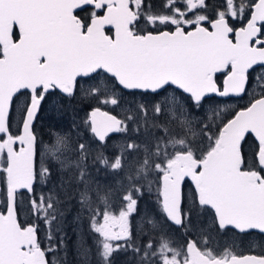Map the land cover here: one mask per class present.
<instances>
[{
    "label": "snow or ice",
    "instance_id": "obj_1",
    "mask_svg": "<svg viewBox=\"0 0 264 264\" xmlns=\"http://www.w3.org/2000/svg\"><path fill=\"white\" fill-rule=\"evenodd\" d=\"M77 10H87L88 15L81 17ZM234 20L246 23L237 28ZM79 78L104 82L103 89L85 93L98 104L118 106L116 90L151 92L161 98L155 101V117L164 113L170 87L182 101L179 117L169 109L181 131L170 133L167 125H157L167 138H157L154 150L144 146L143 163L120 193L118 216L109 210L113 193L99 197L105 204L102 211H92L87 194H81L91 212V228L99 236L97 264H113L112 253L128 249L137 254L139 264H264V249L237 255L226 247L218 254L208 246V237L202 245L189 238L184 251L162 233L157 247L152 236L160 225L149 214L139 225L147 243L138 245L130 225L143 194L136 181L154 164L160 181L159 212L166 222L187 234L193 212L207 213L220 233L264 236V0H223L212 16L206 0H164L160 12H153L144 0H0V264H56L49 253L58 246L42 248L38 225L52 228L61 214L59 198L54 189L46 196L42 188L37 195L36 185L46 186L52 179L49 157L61 173L74 165L87 184L83 162L88 145L80 142L78 158L68 162L48 144L40 149L33 122L50 97H73ZM250 85L259 94L222 122L215 134L204 125L201 142L206 137L209 144L197 156L187 135L193 110L198 113L212 94L242 98L250 94ZM13 107L21 113L16 134L11 131ZM139 108L146 116L145 105ZM84 123L101 144L110 133L128 131L125 120L100 107L93 108ZM55 135L56 144L67 149V137ZM249 139L255 150L246 160ZM126 147L137 150L140 145L129 142ZM97 159L113 170L123 168L122 156L110 165L102 154ZM186 180L194 186L187 208L182 192ZM18 201L35 217L26 226L18 219ZM82 254L87 259L90 253L85 249Z\"/></svg>",
    "mask_w": 264,
    "mask_h": 264
},
{
    "label": "trees",
    "instance_id": "obj_2",
    "mask_svg": "<svg viewBox=\"0 0 264 264\" xmlns=\"http://www.w3.org/2000/svg\"><path fill=\"white\" fill-rule=\"evenodd\" d=\"M86 82L93 81L86 78H81L78 80L75 95L71 98L60 95L50 97L38 111L33 123L34 134L37 137V144L40 146V148L43 143H52L54 141V136L56 133H59L62 136H66L68 142L71 143V145L76 149V153L72 152L74 159L78 158V144L80 142H83L88 145V155L86 160L83 162L86 166V175L84 180L87 181V184H85L83 181H80L79 170L74 165H70L61 173L57 161L52 160L50 157L49 162L52 167V179L47 183L46 186H42L39 183H37L36 185L37 195L40 194L42 188L46 196L48 194V189H54L55 194L59 198V208L61 214L54 222L52 228L49 230L48 228H46L43 222L39 223L38 225V236L42 248L47 250L50 246H58L56 252L49 253V260H54L56 264H97V240L99 239V236L91 228V212L89 211V206L85 205L82 202L81 194H87L92 211H96L97 209L102 211L105 208V204L100 200L99 197L104 195L106 192L109 193V191L107 190L108 188H111V184L114 182L119 184H121L122 182H127L129 184V178L123 179V176L132 175L134 177L137 168L143 163V160L145 158V152L143 148L142 158H140V161L138 163H136V161H133V163L129 167H127L126 160L122 159L123 168L120 170H113L110 166L102 164L97 159L98 154H104V157H106L105 153L111 154V149L113 151L115 149L114 146L127 144L131 142V139L126 135V133L111 135L105 138L104 144L98 143L93 139L88 130V127H86L84 123L86 110L89 107L102 106L104 104H98L96 100L90 99L88 95L87 97L82 96L79 91V87L80 85L84 86ZM169 89L177 93L173 88ZM115 93L132 97L134 99H137V97H139L141 101L149 97H154V94L139 91L130 93L123 90H116ZM52 101L57 108V112H55L54 109L49 110V108L47 107L49 105V102ZM220 101L223 100L215 97H210L205 100L203 107L205 105L213 107ZM232 101H239V104H241L245 101V99H235ZM87 104L89 107H87ZM110 106L111 105H108L107 109L111 110L112 112L113 110ZM242 106L243 105H237L232 113H230L229 115H225L222 118V121L216 127L211 129V132H214L215 134L218 126H220L222 122H225L228 118H230L235 110L241 108ZM201 112L202 109L199 111V113ZM113 113L115 112L113 111ZM136 127L141 132V134H139L138 136H141L143 138L141 140H132V142H141L143 144V147L147 145L149 148L153 149L155 141H149L148 138H144V135H152L151 126H146L145 123L141 121V119H138ZM128 128H131V126H128ZM11 131L13 134H16L17 128L11 126ZM204 148L205 145L202 146V148L195 147L196 155L199 156L200 151ZM254 150V143L251 139H249V142L244 145L245 157H251ZM67 153H71V150L67 151ZM114 153L116 154L115 151ZM127 156L134 159L131 154H127ZM37 160H39V156L37 157ZM153 168L154 164L152 170ZM151 171H149L148 173H150ZM61 176L64 177L63 181H61ZM120 180L125 181L121 182ZM149 180L153 182L152 188L150 189L151 192L144 190V188L148 186ZM158 181V173H156L154 177L150 178L148 175H146L143 176V179H138L136 181L138 185H141L143 187V194L138 196L137 212L133 213V215L130 217V224L133 226H136V218H139V220H141L140 216L144 213L151 215L154 219L157 220L158 224L160 225L159 232L153 234L152 236V239L155 241L156 245L158 243L157 240L160 239L162 233L167 237H171L172 235L180 237L181 240L182 238L188 237V234H191L189 231L186 234L184 228H174L161 217L158 206ZM120 193L121 192H117L116 198L118 199L112 196L110 198L109 210L112 211L115 215L121 209L119 199ZM26 196L27 195L25 194V197ZM19 207L20 211L18 219L21 225L26 226L30 221L35 220V217L29 214L24 203H19ZM0 208H2V204H0ZM212 220L213 219H211V221ZM209 226L212 233H217L212 224H209ZM182 231L184 233H181ZM131 233L134 243L138 245L140 243H147L148 238L141 235L139 230L135 231L131 228ZM49 236H51V239H49ZM85 249H88L90 253L87 259H85L84 255L82 254ZM111 259L113 261V264H139V257L132 251V249H128L127 251H114L112 253Z\"/></svg>",
    "mask_w": 264,
    "mask_h": 264
},
{
    "label": "rangeland",
    "instance_id": "obj_3",
    "mask_svg": "<svg viewBox=\"0 0 264 264\" xmlns=\"http://www.w3.org/2000/svg\"><path fill=\"white\" fill-rule=\"evenodd\" d=\"M254 75H256V74H254ZM104 86L105 85H104L103 81L86 82L84 84V86L80 85L79 91L82 94V96L87 97V95L85 93H87L90 90V88L99 87L100 89H103ZM249 93L250 94H248L247 98H251L253 94H255V95L259 94L257 90L252 89L251 85H250ZM166 96L168 97V100L165 101L163 104L164 113L162 115H160L159 117H155L154 107H155V101L160 100L161 99L160 97H158V96H154L153 98L149 97V98L141 101L139 99V97H137V99H134L132 97L123 96V95L118 94V93H115V97L118 98V106H112V105L110 106L111 109L116 114L113 113V111L111 112V110L107 109L108 105L89 107L88 106L89 103H88L87 107H89V108L86 110V117H87V111L93 107H100L102 109H105V110L111 112L112 114H114L118 118L125 120L127 122L128 126H131V128H128V131L126 132V135L131 139V142H132V140H141L143 138L141 136H138L139 134H141V132H140V130H137V127H136L137 120L141 119V121L143 123H145L146 126H148V127L151 126V130H152V135H148V136L144 135V138H148L149 141H155V143H156L157 138H162V137L165 139L167 138L162 127H158L157 125H167L170 133H177V132L181 131L180 128L177 127L178 121H172V117H171V113L169 112V109H172L176 113L177 117H179L181 115L182 101L179 99V96L177 95V93H175L174 91H172L170 89L168 90ZM88 97L90 99L95 100L93 98V96L88 95ZM247 102H248L247 99H245V101L241 104H239V101H232V100L224 101L223 100V101H220L217 105H215L213 107L205 105L202 108L201 113H199V112L196 113L195 110H193V116L189 117L190 119H193V125L191 127V131L188 132L187 135H188V139L190 141H192L193 143H195L194 144L195 147L202 148V146L205 145V148L200 151L199 155L207 149L208 144H209V141L206 139V137L203 139V142H201L200 133H201V130L203 129L204 125L207 124L210 129H213L222 121V118L225 115H229L230 113H232L234 111V108L237 105L245 106ZM140 104L145 105V107L147 109V115L146 116H145V112L140 110V108H139ZM47 107L49 108V110L54 109V111L57 112V108H56L55 104H53V101L49 102V105ZM125 109H127V111H125ZM238 109H240V108H238ZM183 111L186 113L187 109H184ZM130 114L134 117L133 120L127 119L128 115H130ZM86 117H85V119H86ZM154 117H155V120H154ZM20 119H21V113H20L19 109L16 107H13L12 112H11V126L18 128L19 123H20ZM201 121H203V123H201ZM88 130H89V128H88ZM193 133H195V135H193ZM56 134H59V133H56ZM213 134H214V132H213ZM59 135H61V134H59ZM56 138L57 137L55 135L54 141L52 143H45V144L49 145L51 151L56 155H60L61 159L66 158V160L68 162L77 159V158L74 159V157H73L72 152L76 153V149L71 145V143L68 142L69 146L67 149H65V148H62L56 144ZM98 143H100V142H98ZM136 143L140 145V148L137 150H129L126 147L127 144H124V145L121 144L120 146H114V148H115L114 151L116 152V154L114 153V151L112 149H111V154L105 153L106 158L109 161V165L112 162H114V160L117 156H122V159L126 160V166L127 167H129L133 163V161H136V163H138L140 161V158H142V152H143L144 147H143V144L141 142H136ZM45 144L43 143V145L40 148L41 150H43ZM154 148H155V144L153 145V150H154ZM69 150H71V153H67V151H69ZM109 150H110V148H109ZM168 151L171 152L172 149L169 148ZM127 154H131V156L134 157V159L127 156ZM102 155L104 157V154H102ZM111 156H112V158H111ZM156 173L157 172L153 168V170L150 173H148L147 175L151 178V177H154ZM143 176H145V175L141 174L139 179L140 180L143 179ZM127 178H129V176H123V179H127ZM120 181L122 182L125 180H120ZM152 184H153V182L151 180H149V184L146 188H144V190L151 192L150 189L152 188ZM128 185L129 184L127 182H122L121 184L114 182L111 184V188H108L107 191H109V193L110 192L113 193L112 197L116 198L117 192H121L122 190L126 189L128 187ZM158 186H159V184H158ZM158 190H159V187H158ZM116 199H118V198H116ZM190 203H191L190 195H189V193H187V196L184 199L185 208H187ZM158 206H159V203H158ZM113 208H115V207H113ZM111 210H112V208H111ZM116 215L117 216L119 215V211ZM144 216H145V213L142 214L140 217L142 218ZM195 217H196V213L193 212L191 228H190L189 232L195 237V239H198L201 242V245L203 243V238L208 237V240H209L208 246L213 248L218 254H220L221 253L220 248H221L222 244L226 242L225 241L226 239L222 238V240H223V243H222L220 238L219 239H217V237L213 238L212 237L213 234H211L209 232V229H206L208 227L205 224H202V227L195 226V228H194V223H195V219H196ZM136 219H137L136 220V226H133L131 224L130 225H131V228L133 230L138 231L139 230L138 227L140 225L141 220H139V218H136ZM100 222L103 223L102 216H100ZM130 222H131V220H130ZM137 223H138V225H137ZM158 232H159V229L155 230L154 234L158 233ZM181 233H184V232L182 231ZM203 233L206 234V236H202ZM167 238L171 241L172 246L177 247L178 249L184 250L185 244L183 245V243H184L183 239L181 240L180 237H177L174 235H172L171 237H167ZM160 239H161V237H160ZM160 239L157 240V242H158L157 247L159 246ZM113 243H122V242H113Z\"/></svg>",
    "mask_w": 264,
    "mask_h": 264
},
{
    "label": "flooded vegetation",
    "instance_id": "obj_4",
    "mask_svg": "<svg viewBox=\"0 0 264 264\" xmlns=\"http://www.w3.org/2000/svg\"><path fill=\"white\" fill-rule=\"evenodd\" d=\"M206 2H207V5H208V15L212 16L214 14V10L218 9L219 7H221V5L223 3V0H206ZM144 3H145V6L150 4L151 5V10L153 12H160L164 8V0H144ZM180 7H183V5H180ZM77 11H78V14L81 17H86L88 15L87 10H83V11L77 10ZM244 23H246V21H243V20H240V21L234 20V21H232L233 26L237 27V28L242 26ZM141 28H143V25H141ZM109 35H111V32H109ZM220 80H221V74L218 75V85L219 86H220ZM76 88H77V86H76ZM249 89H250V86H249ZM247 96H248V94H246V95H244L242 97V98L248 100V102L246 103L245 106L248 105L249 101L252 98V97L251 98H247ZM242 98L241 97H228V98H219V99L224 100V101H228V100H235V99H242ZM245 106H243V107H245ZM245 159L246 160L250 159V157H245ZM183 187H184V189H183ZM182 189H183V191H182L183 192V197L187 196V193H189L190 200H191V195H192L193 189L187 183V181H185L183 183ZM195 218L196 219H195V223H194V228H195V226L202 227V224H205L208 227L206 229H209V232L211 234H213V236H212L213 238L214 237H217V239L220 238L222 243H223L222 238L226 239L225 240L226 242L223 243L221 248H220L221 253L223 252V250L226 247H231L232 250L237 255H244V254H250V253L251 254H259L261 249H264V236H262V235H260V234H258L256 232H253L251 235H241L239 233H236L234 230H230V231H227L225 233H220L218 231V229H216L213 226L215 228L216 232H217V233L214 234V233H212L210 231L209 224L213 225V220L211 221V219H213V218L210 215H208L207 213H204L203 215L198 216L196 214ZM173 227L174 228H179L177 226H173ZM202 236H206V234L203 233ZM189 238L195 239V237L193 235H191V234H188V237H186V238H182L184 240L183 245L185 244V247H186V243H187ZM184 250H185V248H184ZM229 259H230V257H229Z\"/></svg>",
    "mask_w": 264,
    "mask_h": 264
},
{
    "label": "water",
    "instance_id": "obj_5",
    "mask_svg": "<svg viewBox=\"0 0 264 264\" xmlns=\"http://www.w3.org/2000/svg\"><path fill=\"white\" fill-rule=\"evenodd\" d=\"M112 34V33H111ZM218 75H220V74H218ZM221 89H223V77H222V74H221V80H220V86H219ZM172 88V87H171ZM174 89V88H173ZM123 91H126V90H123ZM126 92H128V91H126ZM147 93H151V92H147ZM152 94V93H151ZM211 96H215L214 94H212ZM216 97H218V98H228V97H236V96H232V95H229V96H227V97H219V96H216ZM93 108H95V107H93ZM93 108H91L90 110H88L87 111V116L89 115V113L91 112V110L93 109ZM102 109V108H101ZM102 110H104V111H107V110H105V109H102ZM240 109H238V110H236V111H239ZM235 111V112H236ZM109 112V111H108ZM111 113V112H110ZM112 114V113H111ZM114 115V114H113ZM232 117V116H231ZM230 117V118H231ZM36 118V117H35ZM118 118V117H117ZM34 121H35V119H34ZM226 122V121H225ZM34 123V122H33ZM90 131V130H89ZM91 133V132H90ZM92 134V133H91ZM115 134H117V133H110L107 137H109V136H111V135H115ZM92 137H93V139L96 141V142H99L94 136H93V134H92ZM106 137V138H107ZM187 181V183L192 187V189H193V191H194V186L192 185V182H191V180H186ZM159 183H160V181H159ZM26 195H27V193H25ZM170 225H172V226H175V225H173V224H171L170 222H168ZM185 251H186V247H185Z\"/></svg>",
    "mask_w": 264,
    "mask_h": 264
}]
</instances>
